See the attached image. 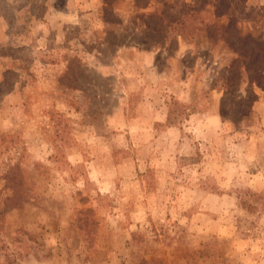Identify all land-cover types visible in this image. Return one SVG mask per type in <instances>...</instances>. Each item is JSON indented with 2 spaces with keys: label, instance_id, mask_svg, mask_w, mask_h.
<instances>
[{
  "label": "rangeland",
  "instance_id": "rangeland-1",
  "mask_svg": "<svg viewBox=\"0 0 264 264\" xmlns=\"http://www.w3.org/2000/svg\"><path fill=\"white\" fill-rule=\"evenodd\" d=\"M257 194L264 0H0V264H264Z\"/></svg>",
  "mask_w": 264,
  "mask_h": 264
},
{
  "label": "trees",
  "instance_id": "trees-1",
  "mask_svg": "<svg viewBox=\"0 0 264 264\" xmlns=\"http://www.w3.org/2000/svg\"><path fill=\"white\" fill-rule=\"evenodd\" d=\"M225 93H226V91H224ZM167 116H169L170 117V111H168V113H167ZM257 197H261V198H263L264 199V197H262V195H259V194H257Z\"/></svg>",
  "mask_w": 264,
  "mask_h": 264
}]
</instances>
